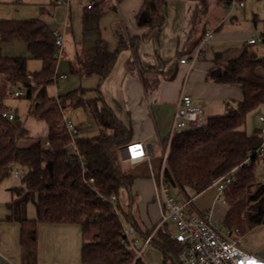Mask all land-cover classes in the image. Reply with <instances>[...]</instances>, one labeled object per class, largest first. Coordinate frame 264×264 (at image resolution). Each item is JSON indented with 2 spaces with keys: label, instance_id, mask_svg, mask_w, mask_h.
<instances>
[{
  "label": "trees",
  "instance_id": "16d2710c",
  "mask_svg": "<svg viewBox=\"0 0 264 264\" xmlns=\"http://www.w3.org/2000/svg\"><path fill=\"white\" fill-rule=\"evenodd\" d=\"M166 5V0H144L137 16L139 24L163 29L167 24ZM18 39L26 42L30 58L42 61V68L31 72L29 58L0 55V74L7 84L23 90L20 97L31 100L29 114L48 126L46 136H29L24 125L15 122L16 118L9 120L3 116L13 109L0 96V182L19 169L23 171L22 186L14 187L13 193L21 195L34 190L38 194V217L23 220L21 245L31 250L37 248L39 223L78 224L82 263L142 264L143 260L136 259V253L122 242L126 227L120 216L122 213L131 222L136 236L150 234L142 232L134 216L131 188L135 176L130 167L123 165L120 153L132 142V129L106 104L100 90L123 45L111 51L99 42L78 52L71 61L73 73L99 76L98 98L91 111L100 133L93 137L79 134L75 138L77 155L69 149L72 139L62 109L69 102L72 106L85 105L83 89L49 95L48 85L57 81L58 57L42 19H0V42ZM262 39L264 43V34ZM260 68H264V56L249 44L214 76L218 83L238 86L243 97L227 101L224 113L209 117L201 127L173 136L164 167L165 181L173 189L187 195L189 191L195 195L203 192L217 178L237 168L247 152L261 144V130L251 135L246 131L248 113L264 103V75L259 73ZM257 165L264 167V158H253L251 165L237 168L235 180L223 192L228 209L223 224L226 228H238L240 235L264 224V183L255 175ZM123 190L128 192L126 207L121 203ZM114 195L116 201H112ZM152 243L162 252L163 264H180L182 247L175 239L159 231Z\"/></svg>",
  "mask_w": 264,
  "mask_h": 264
},
{
  "label": "crops",
  "instance_id": "0c3cea01",
  "mask_svg": "<svg viewBox=\"0 0 264 264\" xmlns=\"http://www.w3.org/2000/svg\"><path fill=\"white\" fill-rule=\"evenodd\" d=\"M166 2L167 24L161 30L139 24L137 16L144 0H96L90 10L85 8V0H64L62 3L52 0L50 9L53 14L51 12L52 15L44 21L49 31L56 28L63 32L61 54L62 58L64 54L67 56L70 64L78 52L99 42L111 51L123 45L100 90L106 104L132 129V142L152 146L149 161L131 164V174L135 176L131 188L132 210H137L134 216L142 232L149 231L150 234L159 223L162 210L154 197L153 152L157 146L161 155L163 144L167 145L172 117L182 95L192 97L193 104L203 110L204 119L223 114V105L227 101L242 99L243 93L238 86L216 82L214 76L227 61L238 58L245 46L252 44L256 47L258 42L263 43L264 34V20L260 33H257V13H253V22L246 18L247 0L245 8L230 17L226 14L225 0ZM60 14L63 17L58 18ZM208 30H214L215 37L205 48L204 55L194 63L181 64L183 57L192 60ZM255 33L260 34V38L257 39ZM251 39L257 41L250 43ZM50 42H53L52 38ZM259 73L264 75V68H260ZM12 112L17 114L16 110ZM262 118L260 123H264ZM38 120H31V127L24 125L31 137L48 134L46 122L41 120L45 124L40 125ZM253 128L255 125L251 119L248 123L247 118L249 135L253 134ZM125 147L120 150L123 161H127L122 153ZM19 186L22 183L16 185L9 177L0 182V264H84L81 262L82 236L78 224L39 223L37 248L31 250L21 245L23 220L38 217V194L27 190L15 195L12 189ZM217 195L216 188L210 186L196 195L195 204L214 222L220 220L224 223L228 210L221 207ZM142 207L146 208L144 214ZM157 233L154 232V237ZM139 236L141 243L142 235ZM260 256L264 259V255ZM143 259L163 264V254L153 243L145 247Z\"/></svg>",
  "mask_w": 264,
  "mask_h": 264
},
{
  "label": "built area",
  "instance_id": "2783aa9c",
  "mask_svg": "<svg viewBox=\"0 0 264 264\" xmlns=\"http://www.w3.org/2000/svg\"><path fill=\"white\" fill-rule=\"evenodd\" d=\"M64 0H57L62 3ZM96 0H85V8L90 10L95 6ZM227 16L234 15L237 11L245 8V0H225ZM50 37L53 40V46L56 49L57 57L60 56L63 46V32L59 29H51ZM215 37L214 30H208L202 36L198 50L192 60L188 57L180 59L181 64L189 62L194 63L205 53V48ZM256 39H251L250 43H255ZM66 77V75H57L56 80ZM14 96L20 97L24 94L23 90L16 87ZM71 110L70 103L62 109L65 117L66 127L71 136L69 149L78 155V147L75 138L80 134L79 127L66 117L67 112ZM4 117L9 120L16 118L13 112H4ZM263 119V118H262ZM205 122L203 110L193 104L192 97L183 94L180 102L172 117L171 129L168 135L167 148L163 154V164L161 171L154 174L155 181V199L161 204L162 210L159 223L155 231L159 230L163 234L175 239L182 247L179 255L180 264H264V259L245 250L241 245V235L238 228H222L220 224L214 222L209 214L201 211L195 204L196 195L191 196L176 188V191L165 181L164 167L167 164L168 151L173 136L186 129L201 127ZM262 142L254 150L247 152L246 159L237 167L251 165L254 159L264 158V129L261 130ZM126 160L130 164H136L151 159L149 147L143 142H131L125 147ZM84 165L85 162L83 161ZM217 178L212 186L218 192L217 200L224 202L223 192L234 179V171ZM13 176L21 179L23 171L13 170ZM93 181V180H91ZM112 201H116V196H112ZM154 232L141 238L143 248H138L140 238L135 234V228L130 226L125 228V237L122 242L136 253V259L141 258L142 264H155L143 259L144 249L151 245ZM134 264V262L132 263Z\"/></svg>",
  "mask_w": 264,
  "mask_h": 264
},
{
  "label": "rangeland",
  "instance_id": "374dc122",
  "mask_svg": "<svg viewBox=\"0 0 264 264\" xmlns=\"http://www.w3.org/2000/svg\"><path fill=\"white\" fill-rule=\"evenodd\" d=\"M51 1L52 0H0V19H22L24 20V19L39 18V19H42L43 21H46V19L49 17L51 12L53 14V10L50 9ZM246 10H247L246 18L252 22L254 20L252 17L253 13L258 14L259 19H258L257 29L259 31H257V33H260V30L262 29V21L264 20V0H247ZM61 17H63L62 14L58 15V18H61ZM257 33H255L256 34L255 36L258 39L260 38V34H257ZM263 44L264 43L262 42H258L256 47L259 49L260 54L264 56V45ZM0 55L5 56V57L22 56V57L29 58L28 68L31 72L40 70L42 68V61L38 59L30 58V52L27 48V44L22 39L14 40L11 42H0ZM62 55L63 54H60V56L58 57L57 74L59 75L65 74L68 77L66 79H58L53 84L49 85L48 92L53 95L55 94L64 95V94H67L69 92H72L78 89H83L81 96L86 102L85 105L80 104L77 106H72V109L69 112H67L66 117L72 120L79 127L80 135L89 136V137L98 135L100 133L99 126L94 116H92L93 114L91 110L92 108H94L93 107L94 102H96L95 100L98 98V92L96 89L98 88V85H99V78H98L99 76L97 75H88V76L78 75V74L73 73L71 71V66L68 61L67 56L64 54V58H62ZM15 89L16 88L14 86H10L9 84H7L3 76L0 74V96L4 97L5 103L11 109L16 110L19 118H16L15 122L21 125H26V127L28 126L31 127L30 126L31 120H38L33 115L29 114L31 100L25 97H15L13 94ZM97 104L100 107L101 104L99 101L97 102ZM224 109H225V105H223V108H222L223 112L225 111ZM260 117L264 118V104L258 107L257 109L252 110L247 115L248 123H249V119H251V122L255 125V128H253L254 130L252 133L255 132V129L264 128V123H260L259 121ZM37 122L40 125L45 124L41 120H38ZM250 126L251 125L249 124V127ZM163 145L164 147L162 149L161 155H160V151L157 146L155 147L154 152H153L152 161H153V167H154L153 171L155 172V174L156 173L158 174V172L161 171L162 169L163 154L167 148L166 144H163ZM122 153L125 154V158H126L125 150H123ZM123 165L125 167H130L132 170L133 166L129 162L123 161ZM255 175L259 180H261L264 183L263 165H257L256 170H255ZM9 179L11 182L16 183V185L21 184V180L19 178L13 177L12 175L9 176ZM174 191L177 192L176 189H174ZM189 193L191 196L195 195L194 193L190 191ZM120 197H121L122 205L123 206L125 205L126 207L128 204V192L126 190H123L121 192ZM143 203L145 202L143 201ZM220 205L224 209H227V204L225 200L224 202H220ZM151 206H152V203L150 202L149 207ZM145 209H146L145 207H142V210H141L142 214H144L143 212L146 211ZM136 211L135 209L133 210V213L135 215L137 214ZM120 216H121L124 226L126 228H129L131 226V222L128 221L122 213H120ZM218 224H220L222 228H225L224 224L220 220H218ZM156 232H159V230H157ZM142 244H143V241L141 243H138L137 247L140 248ZM241 245L245 250L261 258L260 255H264V225L256 227L254 230L250 231L249 233H246L242 237Z\"/></svg>",
  "mask_w": 264,
  "mask_h": 264
},
{
  "label": "water",
  "instance_id": "95a60500",
  "mask_svg": "<svg viewBox=\"0 0 264 264\" xmlns=\"http://www.w3.org/2000/svg\"><path fill=\"white\" fill-rule=\"evenodd\" d=\"M17 118H18V117H17ZM149 148H150V150H151L152 146H149Z\"/></svg>",
  "mask_w": 264,
  "mask_h": 264
}]
</instances>
